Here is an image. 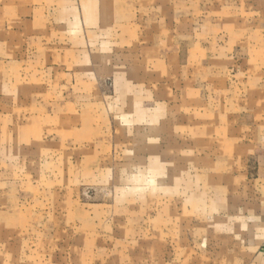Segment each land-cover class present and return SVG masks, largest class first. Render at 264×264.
<instances>
[{"label": "rangeland", "instance_id": "rangeland-1", "mask_svg": "<svg viewBox=\"0 0 264 264\" xmlns=\"http://www.w3.org/2000/svg\"><path fill=\"white\" fill-rule=\"evenodd\" d=\"M0 264H264V0H0Z\"/></svg>", "mask_w": 264, "mask_h": 264}]
</instances>
